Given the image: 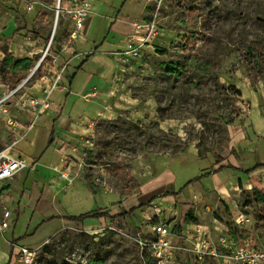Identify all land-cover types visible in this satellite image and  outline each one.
Returning a JSON list of instances; mask_svg holds the SVG:
<instances>
[{"label": "rangeland", "instance_id": "1", "mask_svg": "<svg viewBox=\"0 0 264 264\" xmlns=\"http://www.w3.org/2000/svg\"><path fill=\"white\" fill-rule=\"evenodd\" d=\"M69 1L73 0H0V82L12 88L27 78L54 35L42 65L6 106L18 120L31 109L26 91L37 97V90L44 92L42 86L52 87L68 71L64 61L71 23L62 11L58 16V8ZM99 1L116 13L124 8L125 14L134 15L142 24L145 45L140 56L119 60L113 101L96 128L89 135L60 139L65 147L62 163L46 175V183L58 185V191L53 189L39 203L27 196L20 213L8 206L16 220L11 228L19 247L35 253L31 264H158L150 245L153 222L143 216L148 210L100 221L88 217L84 223L66 216L100 209L102 192L120 199L138 193L143 184L170 169L174 159L190 153L217 166L227 163L234 126H247L251 138L264 129V0ZM27 4L33 5L31 11L25 9ZM13 8L25 14L29 29L41 37L16 29ZM17 60L28 64L16 72L10 66ZM5 93L0 87V96ZM68 96L69 112L75 97ZM61 157L53 144L44 161L55 165ZM187 170L191 176L194 165ZM245 178L242 189L230 185L235 196L229 201L216 191L188 196L191 188L187 197L174 195L173 263L182 256L186 264H197L190 234L182 235L183 223L193 222L187 215L197 218L193 223L206 225L214 240L221 232L238 233L242 244L264 245V167ZM66 184L70 185L61 189ZM159 185L145 186L144 193ZM142 208L148 209V204ZM4 220L3 216L0 230L6 229ZM87 223L94 225L86 227ZM204 264L220 262L207 255Z\"/></svg>", "mask_w": 264, "mask_h": 264}, {"label": "crops", "instance_id": "2", "mask_svg": "<svg viewBox=\"0 0 264 264\" xmlns=\"http://www.w3.org/2000/svg\"><path fill=\"white\" fill-rule=\"evenodd\" d=\"M91 1L92 12L85 22L80 40L74 47L75 52L67 51L65 53L67 61H64V65L66 64L65 69L68 71L59 79L58 86L51 91L48 99L49 107L37 117L34 127L23 139L19 140L13 149L15 153L26 156L30 165L28 169L0 185V219L4 216L3 204L8 210H10L8 207L10 206L20 213L26 207L24 199L27 196L33 197L31 202L39 203L46 194H53V189L57 190L58 185H53L50 180L46 183V175L55 173L56 167L62 163L65 147L61 145L60 139L69 140L77 138L78 135H89L93 130L87 128L86 121L94 119L99 121L100 117L107 114L108 106L113 101V81L119 66V56L116 52L125 48L130 37L138 36L141 33L140 22L134 15L128 12L125 14L124 8L116 13L102 1ZM98 76L102 80H97L96 77ZM42 87L45 89L44 92L41 90L34 91L37 96H46V90L49 88ZM69 93H73L75 101L68 112ZM33 117L28 111L22 116V122H29ZM252 124L251 120L250 125ZM234 128H236V132L232 136V143L229 148L230 161L227 163H221L220 166H217L210 160L194 158L190 153L188 157L174 159L170 169L161 176L143 184L138 193L120 199L117 194H112L110 198L107 192H102L101 208H105L109 212L120 209L128 211L146 203L152 197L158 196L166 190L171 191L172 195L157 197L156 199H163L172 204L175 194L183 198L187 197L185 192L188 188H191L188 196L193 195L194 192L201 195L206 191L209 193L216 191L225 201H229L232 196H235V192L230 190V185L236 184L238 189H242L246 184V173L241 170L259 163L264 164V129L260 136L251 138L245 130L247 126H234ZM12 138L5 128V117L0 115V143L5 147ZM53 144H55V151L60 152L62 157L59 163L48 165V161H44V156ZM190 164H193L195 168L191 176L187 170ZM221 166L230 167H225L217 173H212L202 177L199 181L188 184L195 177L216 170ZM43 173L45 178L41 179ZM156 182L160 183L159 188L148 191L146 195L144 187ZM69 185L66 184L61 189L65 190ZM31 190L33 193L30 192ZM138 197L140 200L137 199ZM117 201H121V203H116ZM11 217L12 211L9 218L10 226L0 230V264H19L20 260L18 255L16 260L11 262V250L14 246L17 252L20 244L18 239L14 237V229L11 228L12 222L15 224L16 220L11 219ZM98 220H104V218ZM84 225L92 227L94 224L87 223ZM195 225L197 223H183L182 235L186 236L188 232L198 229V226ZM199 228L204 232L210 230L206 225L201 224ZM195 261L200 264L196 258ZM185 262L186 260L182 256L174 261L175 264H186Z\"/></svg>", "mask_w": 264, "mask_h": 264}, {"label": "built area", "instance_id": "3", "mask_svg": "<svg viewBox=\"0 0 264 264\" xmlns=\"http://www.w3.org/2000/svg\"><path fill=\"white\" fill-rule=\"evenodd\" d=\"M25 9L31 11L33 5L27 4ZM61 11L63 14L65 13L71 23L67 40V45L69 47L67 51L74 53V47L81 38L85 22L91 15L92 2L91 0L69 1L65 6L60 4L58 8V16ZM141 27L142 24L140 23V29ZM53 39L54 35L49 41L44 56L27 78L12 88L3 82H0V87L3 89L5 88L7 91L3 96H0V112L2 110L3 114H5V128L9 135L13 137L5 147L0 149V185L6 180L13 179L17 174L28 169L30 165V161L26 156L15 153L13 149L18 144L19 140L23 139L31 131L36 123L37 117L49 107V95L51 91L58 86L61 74L55 81L54 85L46 90V96L31 97L28 96L32 95L29 91L25 92L24 95H27V100H29L31 107L29 112L34 116L29 122H22V120H18L14 116H11V114L8 113L6 106L16 100L17 92L27 85L30 78L42 65L49 53ZM144 45L145 38L141 37L140 34L138 36L130 37L127 40L125 48L116 52L119 56L118 60L140 56ZM86 124L88 129L94 130L98 124V120H88L86 121ZM87 141L89 140L87 139L86 142ZM172 205L173 203H168L163 199H154L148 203V209L145 210L144 208H141L142 212L148 210L147 213L143 214L144 218L153 222V231L151 234L154 239L151 240L150 245L153 249V254L158 260V264H173L172 258L174 254V246L172 244V238L175 235L173 222L175 212L174 206ZM3 208L5 220L2 223V227L8 228L10 223L8 219L10 218L11 212L5 204H3ZM195 226L200 227L198 224ZM209 232L210 230L204 232L203 230H199V228L195 231L188 232L190 234L189 239L191 240L190 249L200 264H204L207 255L217 257L219 261L222 262L221 264H264V245L252 246L248 241L246 244H242L229 233L224 232H221L217 239L214 240ZM19 255L20 260L24 264H31L35 259L34 251L27 247H19Z\"/></svg>", "mask_w": 264, "mask_h": 264}, {"label": "trees", "instance_id": "4", "mask_svg": "<svg viewBox=\"0 0 264 264\" xmlns=\"http://www.w3.org/2000/svg\"><path fill=\"white\" fill-rule=\"evenodd\" d=\"M14 10H13V12L15 13V15H16V17H17V20H18V22H19V26L16 28L17 30H21V31H24L25 33H27V34H32L33 36H35V37H37V38H39V37H41V35L40 34H38L37 32H35V31H32V30H30L29 29V27H28V22H27V19H26V16H25V14L19 9V8H13ZM7 57H8V55L6 54V59H7ZM5 60V59H4ZM6 61V60H5ZM26 64H28L27 63V61L26 60H17L16 62H15V64L13 65V66H10V67H12L16 72H17V68L19 67V66H24V65H26ZM24 68H26V69H29L30 68V66L28 65V66H25ZM20 77L19 78H17L16 80H14L12 83L14 84V83H17V82H19L20 81ZM232 151H234V150H232ZM264 166V164H256V165H254V166H252V167H250V168H248V169H244V170H241L242 172H244V173H246V174H250L251 172H253V171H255L256 169H259L260 167H263ZM225 167H230V166H221V167H219L218 169H216V170H212V171H210V172H207V173H205V174H202V175H200V176H197V177H195L194 179H192L190 182H188V184H190V183H193V182H195V181H199L202 177H205V176H207V175H211L212 173H217V172H219L220 170H222L223 168H225ZM168 195H172V192L171 191H169V190H166V191H164L162 194H160V195H158V196H154V197H152L149 201H147L146 203H142V204H140V205H138V206H136V207H133V208H131L130 210H126V211H124V212H122V213H119V214H117V215H111L110 214V212H109V210H106L105 208H100V209H98V210H94V211H91V212H89V213H85V214H81V215H79V216H66V219L67 220H69V221H74V222H84V220L86 219V218H88V217H95V218H98V219H100V218H104V219H112V218H116V217H125V216H128V215H132L134 212H135V210H137L138 208H141V207H143L144 205H146V204H148L149 202H151V201H153L154 199H156L157 197H164V196H168ZM186 219H188V220H190V221H193V222H196L197 221V218H194V217H192L191 215H187L186 216ZM232 237H234L237 241H241V236L238 234V233H236V234H233V235H231ZM11 262L12 261H15L16 260V258H17V256L19 255V247H18V250H17V252H16V247H14L13 246V248H12V250H11ZM10 262V263H11Z\"/></svg>", "mask_w": 264, "mask_h": 264}, {"label": "bare ground", "instance_id": "5", "mask_svg": "<svg viewBox=\"0 0 264 264\" xmlns=\"http://www.w3.org/2000/svg\"><path fill=\"white\" fill-rule=\"evenodd\" d=\"M56 28V27H55Z\"/></svg>", "mask_w": 264, "mask_h": 264}]
</instances>
